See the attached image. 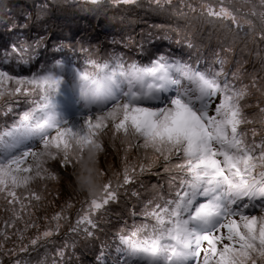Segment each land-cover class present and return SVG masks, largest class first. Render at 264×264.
Listing matches in <instances>:
<instances>
[{"label": "snow or ice", "instance_id": "6c2138e0", "mask_svg": "<svg viewBox=\"0 0 264 264\" xmlns=\"http://www.w3.org/2000/svg\"><path fill=\"white\" fill-rule=\"evenodd\" d=\"M84 2L133 5L138 0ZM234 3L201 0L200 14L228 20L237 30L247 25L264 40V0H242V12ZM148 4L164 10L172 0ZM42 39L13 45L3 64L29 66ZM219 64L212 71L166 52L147 62L114 52L89 56L82 66L62 54L27 75L0 67V99L12 98L2 116L13 114L10 123L0 124V206L11 213L0 228V257L31 264L18 254L31 256L65 225L74 236L94 239L95 214L118 200V189L163 161L166 187L132 211L137 220L116 232L111 251L101 248L97 264H264V87L255 104L247 103L255 81L237 86L236 75L229 79L223 61ZM20 100L27 107L14 112ZM253 107L255 113L245 111ZM248 125L253 127H242ZM105 135L114 150L117 141L123 150L115 186L111 179L100 183L106 175L98 167ZM133 151L139 155L129 163ZM49 160L72 168L90 199L74 223L62 209L44 217L45 230L24 243L25 233L39 228L33 210L43 196L33 183L59 179L46 167ZM13 236L16 246L6 248ZM75 246V239L65 241L54 249L50 264H67V250Z\"/></svg>", "mask_w": 264, "mask_h": 264}, {"label": "trees", "instance_id": "16d2710c", "mask_svg": "<svg viewBox=\"0 0 264 264\" xmlns=\"http://www.w3.org/2000/svg\"><path fill=\"white\" fill-rule=\"evenodd\" d=\"M235 6L241 12L244 10L243 6ZM180 11L186 15H180ZM38 37L43 39L29 66L3 64L4 56L11 52L13 45L32 43ZM140 45H143L142 53L138 51ZM114 52L141 62H147L156 53L166 52L212 71L218 70L219 61H223L225 75L231 79L235 74L237 86H252L255 81L256 86L251 87L252 94L247 103L255 104L264 87V40L259 39L258 31L250 30L247 25L237 30L230 21L202 16L199 9L192 12L178 0L172 1L164 10H157L142 0L133 5H93L84 0H0V67H14L16 72L27 75L41 66H49L62 54L71 55L82 66L89 56L106 58ZM6 106L0 101V124L11 122L12 113L8 117L2 116ZM245 111L252 114L257 110L253 107ZM242 127L250 129L253 125ZM103 144L105 151L98 156V167L106 175L100 183L111 179L115 186L124 167L123 150L119 143L115 150L112 143ZM138 155L136 151L131 152L129 163H135ZM162 164L163 161L156 162L138 182L118 189V200L110 201L95 214L99 227L94 239L74 236L65 225L58 235L48 238L52 243L45 242V247L37 248L31 256L18 255L30 260L31 264L45 260L50 264L54 249L75 239V249L69 248L66 253L67 264H97L101 248L107 252L114 247L116 228L124 227L125 223L131 225L137 220L131 215L132 211H139L151 196L156 195L149 187L155 186L159 191L161 185L166 187L167 174L162 171ZM54 169L59 177L56 182L47 180L32 185L43 200L33 210V219L39 228L29 229L24 243L45 230L48 221L44 217L50 219L62 209L69 222L74 223L81 207L90 199L89 193L79 188L72 168L64 170L56 164ZM69 203L72 204L70 209L66 207ZM10 216L11 213L0 206V228ZM18 226L22 227V224ZM15 241L13 236L5 247H15ZM5 258L6 264H10V259L16 257Z\"/></svg>", "mask_w": 264, "mask_h": 264}, {"label": "rangeland", "instance_id": "374dc122", "mask_svg": "<svg viewBox=\"0 0 264 264\" xmlns=\"http://www.w3.org/2000/svg\"><path fill=\"white\" fill-rule=\"evenodd\" d=\"M142 1L145 2V1H148V0H142ZM172 1H175V0H172ZM178 1H180L184 6L186 5L188 7L190 5L191 7L196 8V11H198V9L200 10L201 0H178ZM213 3H215V0H213ZM236 4L239 5L238 7L243 6L242 0H235V3L233 4V7L236 8V6H235ZM197 7H199V8H197ZM11 99L12 98H5V99H0V101H2V102L4 101V103L7 104V103H10L11 102ZM21 101L22 100H20V102ZM24 107H27V105H25L24 103H22L21 105L19 104V105H17V106L14 107V111L15 112H19ZM105 142L112 143V141L109 139V136L108 135H105L103 137V143H105ZM117 143H119V142L117 141ZM29 160H31V157H29ZM56 164H58L60 166V164L58 162L49 160V161H47L46 167H48L51 171H53V172H55L57 174V170L54 169V165H56ZM61 168L64 169V170L65 169H68V168H63V167H61ZM35 182L37 183V182H41V181H35ZM35 182H34V184H35ZM53 182H56V181L54 180ZM149 188L151 189V191H154L155 194H157L158 192H160L158 190V188H155V186H150ZM151 197H153V196H151ZM116 230L118 231L119 229L116 228ZM2 259H3V264H6V258H5V256H3Z\"/></svg>", "mask_w": 264, "mask_h": 264}]
</instances>
